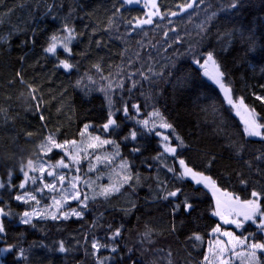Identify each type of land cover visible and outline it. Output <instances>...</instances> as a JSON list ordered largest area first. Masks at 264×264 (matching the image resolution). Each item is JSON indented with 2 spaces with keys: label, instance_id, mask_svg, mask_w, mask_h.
I'll use <instances>...</instances> for the list:
<instances>
[{
  "label": "trees",
  "instance_id": "16d2710c",
  "mask_svg": "<svg viewBox=\"0 0 264 264\" xmlns=\"http://www.w3.org/2000/svg\"><path fill=\"white\" fill-rule=\"evenodd\" d=\"M157 3L166 14L185 0ZM149 11L144 2L121 8L120 0H0V183L5 184L0 207L11 213L3 218L0 247L16 246L0 256L4 264H204L211 230L219 222L215 204L202 185L178 179V159L243 201L252 199L253 191L264 194V158L258 159L264 157V139L244 134L221 89L194 63L212 52L234 97H242L264 124V101L257 99L264 97V0H240L236 8L229 0H197L177 16L129 26ZM65 25L74 30L71 55L62 48L46 53L50 37L65 35ZM64 59L75 67H59ZM125 106L132 119L120 111ZM156 111L173 126L165 132L171 145L179 144L175 136L184 145L163 160L154 159L163 151L160 138L136 122ZM110 112L117 126L104 131ZM131 130L138 132L136 140L124 138ZM49 135L82 147L78 153L68 150L80 163L64 175L81 178L78 188L90 197L88 207L81 218L34 217L26 225L20 216L34 207L46 210L56 193L33 192L39 181L20 189L21 171L40 157L48 165L70 162L64 150L42 148ZM95 136L114 143L94 150L88 145L96 143ZM43 182L52 180L44 175ZM112 187L119 191L96 194ZM177 190L176 197L164 199ZM25 191L40 205L15 199ZM186 197L192 205L187 211ZM260 204L264 209V195ZM72 208H78L76 201L64 211ZM117 228L120 235L113 239ZM244 234L264 241L252 221L244 223ZM61 242L65 252L58 250ZM20 249L24 258L17 259ZM258 264H264V254Z\"/></svg>",
  "mask_w": 264,
  "mask_h": 264
},
{
  "label": "snow or ice",
  "instance_id": "6c2138e0",
  "mask_svg": "<svg viewBox=\"0 0 264 264\" xmlns=\"http://www.w3.org/2000/svg\"><path fill=\"white\" fill-rule=\"evenodd\" d=\"M202 2V0H201ZM140 0H120V7L123 8L125 5L131 6L135 4H139ZM197 3V0H192L191 3L187 2L185 0V3L177 5V11H172L166 14H162L159 11V6L157 3V0H147L145 6L151 8V11L146 13L145 18L143 19H137L133 18V20H129L128 24L129 26L135 24L136 27H140L147 24H153V18L158 17L161 15H168V16H177L181 12H187L188 9L194 8ZM240 0H229V7L230 8H236L239 6ZM120 9H116V13L118 14ZM64 32L65 35L58 36V35H52L50 37V43L47 48L44 49L46 53L49 54H56L58 48H62L65 53L68 55H71V48L69 47L71 41L75 39L74 36V30L67 25L64 26ZM135 30V29H133ZM167 35V33H165ZM201 60H203V63H201ZM194 63L199 65L201 68L205 69L204 75L210 76V78L215 82L216 85L219 86V88L222 90L224 94V98L227 102V104L236 109V114L240 116L241 121L243 123V132L246 136L249 137H260L261 139H264V124H261L258 122L257 115L255 113L254 109L249 110L246 105H244L243 98L240 97L238 100L234 101L232 97V90L231 87L225 83L224 81V73L220 71L219 65L216 63L213 53L208 52L206 56H201L199 59H195ZM212 65L213 71L210 73L207 68L208 65ZM58 66L62 67L66 71L72 70L75 65L72 63H69L67 59L59 60ZM257 99H260L264 101V97H257ZM111 104V101H109ZM132 108L136 111H139V107L137 105H132ZM243 110V113L242 111ZM120 111H123L126 118L132 119L129 115L128 107L125 106ZM114 113L110 112L107 118V122L102 125V129L104 131L109 130L113 126H117L116 120L113 118ZM159 119L160 123L157 124L156 120ZM138 124L142 126V128L148 132L153 133L157 137L160 138V143L162 144L163 151L162 153L158 154L154 159L156 160H163L164 154H171L175 155L177 152V147H183V141L179 136H175V139L179 142L177 146H172L170 143V136L168 134H165L162 131H158L157 129H173V126L166 121H164V118L161 116V114L156 111L150 114L149 119H138L136 121ZM90 127V125H85L84 129L85 132ZM174 131V130H173ZM85 132H82L81 135L83 136ZM138 136V132L136 130H131L128 134V136L124 137L125 139H131L136 140ZM92 140L96 141V143H90L88 147L92 149H97L101 147L102 145H108L113 144L114 141L110 140H101L99 136H95L91 138ZM71 144L72 146H76V141H64L63 143H58L53 135H49L44 145H42L43 149H46L47 152H51L53 149H60L64 150L65 154L70 161L69 163H65L64 159H61L57 162L56 165H49V168H63L68 169L70 167H73L75 165H78L80 163L78 155L71 154L68 152V149L66 146ZM139 148L133 149V151H139ZM118 154V153H117ZM264 157H258V159H261ZM41 157L39 158L38 162L33 165L31 162L29 163V166L27 170H22V175L24 177V182L20 183L18 187L20 189H25L26 184L31 183L33 185L37 184L38 181L40 182V186L38 188L33 189V192L36 193H43L45 190H47L49 193H56V195H52V205L47 206L46 210H41L39 207L31 208L30 211H25L20 216V221L23 224H32L34 217H39L40 219H45L50 217L51 219H68L70 216H74L77 218H81L84 214V210L88 207V200L90 197H88L86 194H82L78 188V184L81 182V178L77 175L69 179L63 174H58L56 171L46 170L42 163H41ZM97 163L101 162V157H96ZM104 163H108L107 158L104 159ZM178 163L182 168V171L179 174L178 179H182L184 177H190L196 184H203L205 187L212 190L213 195L216 194L217 189L216 181L213 180L210 176L204 175L202 172H196L191 167H188L185 160L178 159ZM122 169L126 168L127 165L122 163L120 165ZM91 170V169H90ZM39 172L40 175H30V172L36 173ZM168 171L173 172L175 171L174 168H169ZM48 177L52 178V182L45 183L43 182L44 174ZM9 178H11L12 173H9ZM129 177H125L123 179V183L128 182ZM85 185H88V181H84ZM5 184L0 183V188H4ZM113 191H119V187H112L110 189H101L97 195H104L107 196L110 194V192ZM179 190L177 191H169L167 192V195H165L164 199H168L169 197H176ZM57 195L59 198H57ZM262 193H258L256 191H253L251 193L252 199L240 201L239 197H231V194L225 193V196L229 197L227 201H225V204L222 205L221 201L217 199L216 201V207L213 212V215L216 217H219L220 220L224 224H230L234 225L237 229L242 228L244 226L245 222L252 221L253 223H256L257 217H260V221L258 224V227L261 231H264V209H262L260 204V199L262 197ZM94 198V197H93ZM15 199L17 201H21L25 204L34 203L35 205H40V200L37 199L36 195L32 192H23L20 195H16ZM70 201H76L78 204V208H72L70 211H64L65 207L69 205ZM233 201L238 202L235 206H232ZM185 210H190L192 208V205L188 203L187 197L184 200ZM31 206V205H30ZM180 207L179 204L175 205V209L178 210ZM11 213L5 211L4 208L0 207V241H3L5 238V232L6 228L3 223V218L9 216ZM231 216L236 217L235 219L229 218ZM212 234H219L221 232V226L220 224H217L214 228H212ZM120 235V229L117 228L113 232V239L118 237ZM224 237L229 238L226 242L217 240L216 244L218 246L219 251L224 252L227 249V245H231L232 249L234 250L237 245L243 246L245 248H248L250 250V255L253 259H255V252L259 249H264V243H251L248 244L247 240L248 238L241 239L240 237H237L234 235L231 231H224L222 233ZM194 239L200 240L202 237L199 235H194ZM15 245H8L7 247H0V256L11 253L13 249L15 248ZM99 247H103V245H99ZM92 248L97 249L98 244L93 241ZM58 250L60 252H65L66 249L64 247L63 242L59 244ZM113 252L116 251L115 248L112 249ZM131 251V249H129ZM17 259L24 258V250L20 249L19 253L17 254ZM205 260H207V257H205ZM0 264H4L3 260H0ZM101 264H104V262H101Z\"/></svg>",
  "mask_w": 264,
  "mask_h": 264
},
{
  "label": "rangeland",
  "instance_id": "374dc122",
  "mask_svg": "<svg viewBox=\"0 0 264 264\" xmlns=\"http://www.w3.org/2000/svg\"><path fill=\"white\" fill-rule=\"evenodd\" d=\"M142 2H144L146 4L147 0H140V3L141 4ZM150 8V6H149ZM151 9V8H150ZM70 46V45H69ZM203 63V62H202ZM201 71L204 73L205 72V69L201 68L199 65H197ZM207 70L211 73L213 71L212 69V65L209 64L208 65V68ZM208 77L211 81H213L210 76H206ZM214 82V81H213ZM215 83V82H214ZM218 86V85H217ZM219 87V86H218ZM222 91V90H221ZM232 94V92H231ZM232 97H233V100L236 101L238 99H236L234 97V95L232 94ZM248 108V107H247ZM234 113L236 114V109L232 108ZM249 109V108H248ZM250 110V109H249ZM242 113H243V110H241ZM237 115V114H236ZM238 116V115H237ZM240 118V116H238ZM241 119V118H240ZM159 124V123H157ZM168 129H160L159 131H162V132H166ZM80 148H82L81 146H79ZM79 147L78 146H72V145H69L67 147L68 150H71V153L73 151H76V153L79 152ZM85 153V152H84ZM74 154V153H73ZM38 161L36 162H31L33 165H35ZM43 167L46 169V170H51V171H56L57 170H60V172H57L58 174H63L64 175V171H67L69 173L70 171V168L68 169H63V168H49V165L46 163V162H41ZM29 166V163L27 164V166L23 169V170H27ZM180 166V165H179ZM180 170L182 171V168L180 166ZM32 172H30V175H31ZM35 175L39 174L40 173L37 171L36 173H34ZM70 174V173H69ZM38 175V176H39ZM46 175V173L44 174ZM47 176V175H46ZM48 180H52L51 177H48ZM189 179H191L190 177H187ZM192 180V179H191ZM193 181V180H192ZM199 185H202L204 188H206L210 194L212 195L213 197V200H214V204H215V207H216V201L217 199H219L221 201V204L224 205L225 204V201H227L229 199V197L225 196V193H228V194H231L229 193L228 191H224V190H221L220 188L217 187V189L219 191L216 192L215 195H213V192L211 189L205 187L203 184H199ZM58 196V195H57ZM231 197H235L234 195L231 194ZM51 198V197H50ZM59 198V197H58ZM240 201H243L239 198ZM238 202L236 201H233L232 203V206H235ZM215 210V209H214ZM216 217V216H215ZM218 219V224H220L221 226V232L219 234H212L211 232V239L209 240L208 242V245H207V252H206V255L205 257H207V260H203V263L204 264H258L259 262V256L260 254H264V249H259V250H256L255 252V259L252 258V256L250 255V250L248 248H245L243 246H240V245H237L235 247V249L233 250L231 245H227V249L226 251L224 252H221L219 251L218 249V246L216 244V241L217 240H221V241H227L229 238L227 237H224L222 235V233L224 231H231L234 233L235 236L237 237H240L241 239H244V238H248L247 240V243L248 244H251V243H264V241H255L253 240L252 238H250L247 234H244L242 235V231H243V227L242 228H239L237 229L234 225H230V224H224L219 217H216ZM229 218H232V219H235L236 217L234 216H231ZM259 221H260V217L258 216L257 217V221H256V225L259 224ZM261 231V230H260ZM263 233V240H264V231H262Z\"/></svg>",
  "mask_w": 264,
  "mask_h": 264
}]
</instances>
